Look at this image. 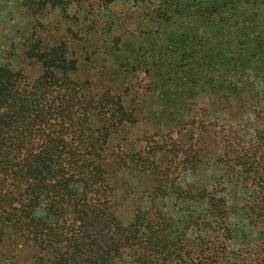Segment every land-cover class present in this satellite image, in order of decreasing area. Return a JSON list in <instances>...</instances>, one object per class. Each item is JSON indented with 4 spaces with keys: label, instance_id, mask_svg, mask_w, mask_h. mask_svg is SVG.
Listing matches in <instances>:
<instances>
[{
    "label": "trees",
    "instance_id": "trees-1",
    "mask_svg": "<svg viewBox=\"0 0 264 264\" xmlns=\"http://www.w3.org/2000/svg\"><path fill=\"white\" fill-rule=\"evenodd\" d=\"M18 1L34 11L50 6L64 12L68 8L85 11L83 19L89 17L90 25L95 24L89 26L88 35H98L100 25L99 41L106 43L105 36L116 34L104 31V26L118 29L121 25L114 8L132 1L137 28L130 37L114 36L104 52L114 57L113 64L126 75L143 71L149 86L159 87L151 89L153 101L145 104L151 112L138 109L136 115L122 97L117 98L108 125L88 136L78 131L70 142L65 136L69 108L79 106L75 114L91 109L92 90L79 93L77 89L93 83L92 74L85 82L69 75V86H74L76 94L67 105H53L46 98L55 91L69 94V86H43L41 81L25 86L30 76L0 58V248L20 241L33 254L32 264H231V252L217 251L215 242L203 235L218 227L230 237L223 200L222 207L213 200L207 202L201 216L189 214L184 227L161 208L141 205L125 225L111 211L113 187L106 177L103 152L111 125H133L142 114L153 120L158 117L155 104L167 101L164 106L169 111L165 108L162 114L170 119L175 112L184 115L205 95L211 98L220 93L223 98L235 89L234 97H246V86L255 85L264 68V0ZM75 30V34L81 32L78 27ZM39 41L29 44L26 55L43 66L48 75L42 79L52 82L56 72H67L66 63L60 62L65 49L60 45L43 50ZM77 65L76 61L70 64L69 74L77 73ZM108 93L98 100V108L109 103ZM258 152L246 154L249 162L243 178L251 186L258 184L251 188L249 211L257 208L264 214V192L259 188L264 184V153L257 157ZM77 185L82 190H74ZM103 196L110 200H102ZM194 227L196 233L189 234Z\"/></svg>",
    "mask_w": 264,
    "mask_h": 264
},
{
    "label": "rangeland",
    "instance_id": "rangeland-1",
    "mask_svg": "<svg viewBox=\"0 0 264 264\" xmlns=\"http://www.w3.org/2000/svg\"><path fill=\"white\" fill-rule=\"evenodd\" d=\"M113 11L121 25L116 29L103 24L104 31L116 34L105 36L106 43L99 41L100 25L98 35H88L89 26L92 28L95 24L90 25L89 17L83 19L85 11L68 8L64 12L51 6L34 11L26 9L18 0H0V58L30 76L25 86L39 81L43 86H69V75L76 81L85 82L92 74L93 83L77 89L81 90L79 93L89 88L92 90L94 96L88 98L93 102L91 109L87 113L81 109L75 114L79 106L69 108V130L65 136L70 142L75 141L78 131L88 136L91 131L102 130L108 125L110 108L117 98L122 97L127 109L135 111L136 115L138 109L144 110V114L151 112L145 104L153 101L151 89L157 90L159 86H149L150 79L143 71L126 75L115 67L114 57L104 52L114 36L130 37L131 30L137 28L134 18L138 14L132 1H126ZM73 18L80 21V26H76ZM77 27L81 29L79 34H75ZM36 39H40L43 50L60 45L65 49V59L60 62L66 63L67 72H56V79L52 82L42 79L47 72L39 62L26 55L29 44ZM74 61L80 68L77 73L69 74V66ZM119 80L126 86H122L123 82ZM254 84L246 86V97H234L238 93L232 89V93L223 98L220 93L211 98L206 95L197 98L184 115L175 112L167 119L162 114L165 108L169 111L164 106L167 101H164L155 104V116L158 117L153 120L149 115V119H145L142 114L135 117L137 123L133 125H111L103 163L107 169L106 177L113 187L111 211L115 216L128 225L137 206H155L184 227L189 214L201 216L207 202L213 200L221 206L223 200L231 235L226 237L216 227L209 235L204 231V238L208 236L207 241L215 242L217 251L228 249L231 264H256L263 259L264 214H260L257 208L251 213L248 205L253 194L251 188H258V184L251 186L243 175L249 162L246 154L259 151L256 156L261 157L264 153V68ZM73 87L69 86V94L53 92L46 98L48 104L67 105L66 101L76 94L72 92ZM106 91L109 92V103L100 109L98 100ZM163 97L173 99L167 94ZM168 107L173 108V104ZM259 188L264 192V184ZM158 189L161 191L154 193ZM74 190L82 189L77 185ZM102 200L110 199L103 196ZM196 231V227L188 230L189 234ZM32 260L33 254L20 241L0 248V264H32Z\"/></svg>",
    "mask_w": 264,
    "mask_h": 264
}]
</instances>
